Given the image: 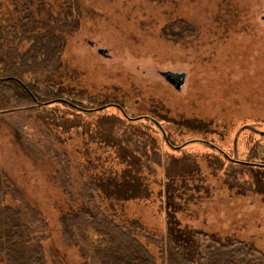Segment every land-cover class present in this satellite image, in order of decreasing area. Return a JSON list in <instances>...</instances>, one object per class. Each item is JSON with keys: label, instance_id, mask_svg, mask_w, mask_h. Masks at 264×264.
Returning <instances> with one entry per match:
<instances>
[{"label": "rangeland", "instance_id": "1", "mask_svg": "<svg viewBox=\"0 0 264 264\" xmlns=\"http://www.w3.org/2000/svg\"><path fill=\"white\" fill-rule=\"evenodd\" d=\"M79 1L72 7L78 20L57 65L37 76L38 89L50 80L66 91L69 104L0 111V179L8 178L11 188L41 212L48 264H97L82 254L81 240L64 238L61 217L84 204L79 191L87 176L104 183L121 178L129 166L127 151L149 159L153 168L142 164L147 197L120 202V221L165 230L166 210L176 202L182 226L223 242H250L264 252V0ZM67 4L0 0L6 50L17 46L24 52L33 43L31 31L19 37L25 30L21 17L31 13L38 19L32 25L39 34L45 30L42 22L53 24ZM158 70L185 71L182 90ZM25 74V80L35 78L33 72ZM139 115L158 123L135 120ZM106 116L118 122L114 135L123 146L101 141L98 120L105 122ZM65 122L71 126L63 127ZM155 149L162 163L153 157ZM186 161L192 176H178V190L170 196L166 168ZM18 200L0 192V205ZM85 236L105 246L95 228H87ZM150 249L160 253L155 244ZM0 264H7L2 255Z\"/></svg>", "mask_w": 264, "mask_h": 264}, {"label": "trees", "instance_id": "2", "mask_svg": "<svg viewBox=\"0 0 264 264\" xmlns=\"http://www.w3.org/2000/svg\"><path fill=\"white\" fill-rule=\"evenodd\" d=\"M76 1L79 6L80 1ZM65 2H70L65 14L61 12L60 18L53 24L44 20L42 26L45 30L42 33L34 32V26L40 21L35 20L31 13L19 19L25 29L19 37H27L29 31L32 35L28 38L33 43L26 51L20 52L17 46L6 50V43L0 40V74L3 75H0V98L3 101H0V111L39 109L57 101L69 104L65 100L69 99L66 91L61 87L54 88L50 80L41 82L45 86L42 90L37 87V76L58 61L67 42V34L73 32L78 20L72 10L75 0ZM28 71L33 72L31 76L35 78L25 80L23 74ZM105 119V122L98 120L100 131L97 132L104 138L101 141L111 146H123L114 135L118 122L112 116H106ZM69 125L66 122L62 124L65 128ZM153 154L155 160H161L162 163L159 150L155 149ZM168 157L175 160L173 156ZM121 159L124 160L122 154ZM126 162L129 166L121 178H110L108 183L87 176L79 191L84 204L77 211L61 217L64 238L69 242L81 240L83 255H89L97 264H264V252L253 243L239 241L237 244V240L223 242L214 234H204L201 230L182 226L175 213L176 202H173L171 211L166 210L165 230L152 232L136 220L120 221L116 213L120 202L147 197L148 189L146 184H142L141 167L153 168L149 159L134 156L131 151H127ZM168 163L171 164L170 159ZM169 164L166 174L172 183L167 184L166 190H170L169 195L173 196L175 190H178L175 187L176 178L182 176L184 180L188 179L194 170L187 161L180 168L170 167ZM8 183V178L0 179L1 194L12 193L20 200L19 204L0 205V255L4 256L7 264H48L43 244L46 226L44 218L35 205L14 191ZM255 183L261 182L256 180ZM89 227L95 228L102 235L103 248L97 247L92 239L87 240L85 234ZM151 244L158 246V256L150 249ZM89 246L92 253L87 252ZM60 263L64 264L62 261Z\"/></svg>", "mask_w": 264, "mask_h": 264}, {"label": "water", "instance_id": "3", "mask_svg": "<svg viewBox=\"0 0 264 264\" xmlns=\"http://www.w3.org/2000/svg\"><path fill=\"white\" fill-rule=\"evenodd\" d=\"M264 19V16L262 17ZM98 52L104 56H109V52L106 48H99ZM159 73L164 76V78L172 84L177 90H182L185 82H186V72L185 71H173V70H160ZM47 103V102H44ZM43 104V103H39ZM195 141H200V142H206L211 145H214L211 141L206 140V139H200L196 138L194 139ZM237 142V135L235 136L234 143L236 145ZM234 159V158H232Z\"/></svg>", "mask_w": 264, "mask_h": 264}, {"label": "flooded vegetation", "instance_id": "4", "mask_svg": "<svg viewBox=\"0 0 264 264\" xmlns=\"http://www.w3.org/2000/svg\"><path fill=\"white\" fill-rule=\"evenodd\" d=\"M90 42V44L92 45V46H94L95 45V43L93 42V41H89ZM99 49V48H98ZM158 71H160V70H158ZM161 75V74H160ZM162 77H164L163 75H161ZM167 81V80H166ZM168 82V81H167ZM169 83V82H168ZM173 86V85H172ZM175 88V87H174ZM181 91V90H180ZM91 98H93V96L91 97ZM82 109V108H81ZM83 110V109H82ZM86 110H90V109H85V110H83V111H86ZM125 110V109H124ZM125 114V113H124ZM126 116H127V114H125ZM136 119L135 120H142V119H148V120H151V121H153L154 123H158V121H157V119L156 118H154V117H152V116H150V115H139V116H137V117H135ZM200 139H204V138H200ZM206 140H208V139H206ZM210 141V140H209ZM202 143H204V142H202ZM206 143V142H205ZM208 145H209V143H208ZM210 146H213V145H211L210 144ZM219 150L220 151H222L223 152V150L221 149V148H219ZM224 153V152H223ZM253 163H260V162H257V161H253Z\"/></svg>", "mask_w": 264, "mask_h": 264}]
</instances>
